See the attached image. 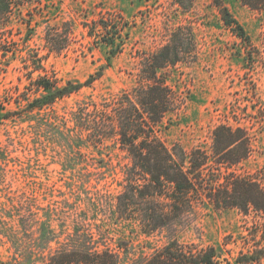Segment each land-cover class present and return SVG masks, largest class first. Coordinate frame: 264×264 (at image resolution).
<instances>
[{
  "label": "rangeland",
  "instance_id": "rangeland-1",
  "mask_svg": "<svg viewBox=\"0 0 264 264\" xmlns=\"http://www.w3.org/2000/svg\"><path fill=\"white\" fill-rule=\"evenodd\" d=\"M225 2L244 25L249 41L225 25L211 0H196L187 13L177 12L173 0H37L24 11V20L0 21V219L9 211L25 215L34 224V219L47 212L58 231L74 233L89 226L97 245L119 252L122 264H134L139 256L174 238L199 248L218 247L219 264H243L236 259L264 243V213L199 206L153 235L142 233L136 225L113 223L110 203L121 189L126 154L108 141V146H91L74 157L68 128L74 125L71 113L82 100L102 101L122 91L134 96L139 55L165 43L176 25L188 23L194 29L198 57L170 69L169 83L182 104L166 118L168 126L159 134L169 147L179 143L187 150L208 149L218 125L244 126L254 150L237 171L264 181V9H252L241 0ZM108 13L128 21L130 29L125 49L111 59L88 25ZM30 16L34 29L26 42ZM63 21L73 26L69 44L59 52L48 51L46 29ZM33 54L43 56L49 75L55 74L62 83L84 80L100 66L104 74L93 87L31 117L6 118L28 85L27 67ZM101 157L104 160L99 162ZM36 211L40 212L35 218ZM18 216L10 224H17ZM65 239L63 235L61 240ZM120 240L129 247L120 248ZM68 241L80 244L76 239ZM14 256L10 242L0 235V264H22ZM256 264H264V259Z\"/></svg>",
  "mask_w": 264,
  "mask_h": 264
},
{
  "label": "trees",
  "instance_id": "trees-1",
  "mask_svg": "<svg viewBox=\"0 0 264 264\" xmlns=\"http://www.w3.org/2000/svg\"><path fill=\"white\" fill-rule=\"evenodd\" d=\"M36 1L0 0V21L7 22L14 17L24 20V11L32 8ZM195 1L173 0L177 12L182 13L191 11ZM241 1L252 9H264V0ZM211 3L228 28L243 40H250L244 25L225 0H211ZM26 24L27 42L34 29L32 16ZM88 25L110 59L123 52L130 39L128 21L112 13ZM72 35L73 26L69 21L48 25L44 37L48 51L59 52L66 48ZM2 52L8 56L6 49ZM197 57L193 26L176 25L165 43L139 55L132 87L134 96L122 91L102 101L88 98L72 111L74 125L68 128L72 130L69 139L74 157L91 146H108V141H114L128 159L121 189L110 203L109 217L113 223L136 225L142 233L153 235L193 214L199 206H212L216 210L235 208L244 214L251 210L264 213V181L237 171V166L254 150L246 127L218 125L208 149L197 146L187 150L179 143L169 147L159 134L168 126L166 118L182 104L178 92L169 83L170 69L172 72L179 63L190 64ZM43 60V56L33 54L27 67L28 85L19 93L16 108L5 113L6 118L31 117L60 99L93 87L104 74V67L100 66L84 80L67 79L62 83L55 74L49 75ZM103 160V157L98 159ZM39 212L30 214L34 213L36 218ZM16 216L9 211L3 213L0 235L10 242L15 260L22 264H122L119 252L107 245L103 248L97 245L95 233L89 226L64 233L57 230L52 215L47 212L34 219V224L29 223L25 215L18 216L17 224H10L15 222ZM75 239L80 244L68 241ZM53 242L58 245L53 246ZM118 246L127 249L129 243L120 240ZM221 258L216 246L199 248L174 238L152 253L139 256L134 264H219ZM263 259L264 243L242 253L236 260L256 264Z\"/></svg>",
  "mask_w": 264,
  "mask_h": 264
}]
</instances>
